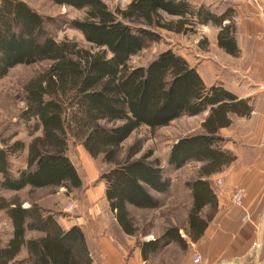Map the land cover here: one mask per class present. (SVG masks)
<instances>
[{"label":"trees","instance_id":"obj_1","mask_svg":"<svg viewBox=\"0 0 264 264\" xmlns=\"http://www.w3.org/2000/svg\"><path fill=\"white\" fill-rule=\"evenodd\" d=\"M51 1L84 12L82 19L69 21L68 26L80 31L88 46L58 41L51 34L57 19L26 1L0 0V79L17 66L49 64L26 87L22 118L31 142L27 146L18 140L0 149V211L12 225L6 242L0 236V264H93L80 227L65 230L57 215L39 204L24 207L18 196L8 199L2 194L54 188L65 189L70 196L80 189L83 179L68 155L71 144L82 145L92 158L102 157L112 166L100 179L127 232L133 224L128 206L159 208L162 201L155 194L169 193V171L190 162L205 163L199 178L187 184L194 201L189 225L202 234L212 217H202V210L217 204L204 177L230 161L221 148L223 138L215 134L229 123L228 102L236 97L221 86L208 88L197 69L172 50L161 52L146 66L132 67L130 60L160 43L162 31L194 34L198 26L209 23L221 29L219 47L236 54L232 10L217 15L190 0H130L124 9L115 10L103 0ZM209 108L203 124L209 134L179 139L171 148L168 167L153 159L151 150L136 158L144 147L142 139L120 158L122 144L142 127H167ZM25 151L26 168L13 172L12 157ZM24 250L27 256L21 259Z\"/></svg>","mask_w":264,"mask_h":264},{"label":"crops","instance_id":"obj_2","mask_svg":"<svg viewBox=\"0 0 264 264\" xmlns=\"http://www.w3.org/2000/svg\"><path fill=\"white\" fill-rule=\"evenodd\" d=\"M207 1L212 5L214 0ZM220 1L233 12L236 54L220 48L217 39L214 57L192 65L208 88L221 86L236 97L228 102L229 123L215 134L223 138L221 148L229 155L230 161L223 164L219 171L204 177L216 195L217 204L213 208L206 206L201 215L206 218L211 214L212 217L202 234L190 228L189 214L194 201L192 190L188 187L192 202L184 226L169 225L158 237L148 233L141 244L135 245L132 238L137 233V224L131 211L140 209L128 206L133 224L131 232H127L107 200L105 182L99 196L88 188L86 212H79L69 222L59 223L65 230L74 226L82 229L93 264H152L169 250L175 254H167L166 264H189L195 255H201L205 264H264V17L245 0ZM228 23L226 21L225 25ZM209 114L210 108L197 116L180 119H198L197 132L191 135L209 134L203 127ZM192 165L196 171L193 180L198 179L201 168L205 166L203 162H190L174 172ZM220 180L222 183H219ZM237 189L245 193L241 205L232 202ZM155 195L158 198L163 196ZM163 207L164 204L152 210ZM112 229L121 234L127 246L111 234ZM170 230L172 232L167 234ZM256 242L263 248L260 256L254 258L251 251ZM129 249L133 253L131 256ZM21 255L26 257V251Z\"/></svg>","mask_w":264,"mask_h":264},{"label":"rangeland","instance_id":"obj_3","mask_svg":"<svg viewBox=\"0 0 264 264\" xmlns=\"http://www.w3.org/2000/svg\"><path fill=\"white\" fill-rule=\"evenodd\" d=\"M34 9L45 16L57 19L56 26L51 27L53 34L58 41L70 40L77 42L82 46H88L84 36L78 30L70 28L68 22L75 19H82L84 12L67 6L54 4L51 0H24ZM112 10L117 8L124 9L130 0H103ZM195 5L204 4L213 13L220 15L228 11L227 6L222 5V1L214 0L209 5L207 0H190ZM246 3V0H245ZM220 28L212 23L200 25L194 34H175L162 31L163 40L160 43L151 44L139 55L132 57L130 65L132 67L146 66L161 52L172 50L178 55L183 56L191 65L201 64L207 57L213 58L217 49L214 47L218 39ZM49 67L48 63L35 64L32 66H17L10 71L8 76L0 79V149L5 147V143L12 145L21 140L28 146L32 140L29 135L27 124L22 118L26 108V87ZM31 121V125L34 124ZM198 119H179L172 122L167 127L151 130L148 127H142L134 132L123 144L120 158H124L128 149L139 140L144 141V147L136 158H140L148 151L153 152V159H160L165 167L172 146L176 141L184 136L196 133ZM40 133H37L39 135ZM70 159L77 168L83 179V186L72 192L71 196L64 194L65 189H33L26 188L20 192L2 191V194L10 199L18 196L24 203V207H29L31 202H35L45 210L57 215L60 222H69L70 218H75L79 212H86L87 207V189L92 188L96 195H100L104 181L101 175L107 172L112 166L103 162L102 157L93 159L80 144H71L68 153ZM12 171L17 172L25 167V152L20 156L12 157ZM26 168V167H25ZM194 166H188L184 169L174 172L169 171L172 183L168 194L159 197L164 204L162 209L158 210H136L132 209V215L135 218L137 233L134 236L133 244L138 245L143 242L145 235L153 234L158 237L167 226H184L186 215L189 212V205L192 202L191 193L187 186L189 180L196 177ZM103 184V185H102ZM126 246L127 242L121 234L112 229L111 234ZM12 234V225L5 212L0 211V236L6 242ZM35 234H29V238ZM130 256L133 255L129 249ZM174 255L173 250L165 252V255L159 257L152 264H166V256ZM186 254V253H184ZM24 258V255H20Z\"/></svg>","mask_w":264,"mask_h":264},{"label":"built area","instance_id":"obj_4","mask_svg":"<svg viewBox=\"0 0 264 264\" xmlns=\"http://www.w3.org/2000/svg\"><path fill=\"white\" fill-rule=\"evenodd\" d=\"M246 3L251 6H254L258 10L259 14L264 17V0H246ZM263 144H264V140H263ZM219 183H222V181L220 180ZM244 198H245L244 190L237 189L235 193L233 194L232 202L235 205H241ZM262 248H263L262 245L256 242L251 251L252 256L254 258L259 257L260 251L262 250ZM189 264H205V262L201 255H195Z\"/></svg>","mask_w":264,"mask_h":264}]
</instances>
